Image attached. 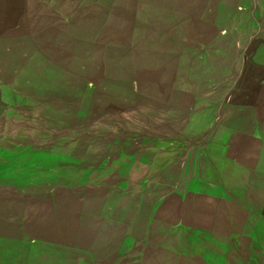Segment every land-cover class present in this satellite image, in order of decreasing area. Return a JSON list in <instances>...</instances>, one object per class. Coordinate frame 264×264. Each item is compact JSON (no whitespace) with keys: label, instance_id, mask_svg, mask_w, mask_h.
Masks as SVG:
<instances>
[{"label":"rangeland","instance_id":"obj_1","mask_svg":"<svg viewBox=\"0 0 264 264\" xmlns=\"http://www.w3.org/2000/svg\"><path fill=\"white\" fill-rule=\"evenodd\" d=\"M0 264H264V0H0Z\"/></svg>","mask_w":264,"mask_h":264},{"label":"crops","instance_id":"obj_2","mask_svg":"<svg viewBox=\"0 0 264 264\" xmlns=\"http://www.w3.org/2000/svg\"><path fill=\"white\" fill-rule=\"evenodd\" d=\"M249 94V93H248ZM251 106V104H245V107H250ZM235 109H237L238 110V108L237 107H235ZM236 110V111H237ZM222 131V130H221Z\"/></svg>","mask_w":264,"mask_h":264}]
</instances>
